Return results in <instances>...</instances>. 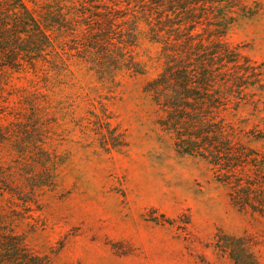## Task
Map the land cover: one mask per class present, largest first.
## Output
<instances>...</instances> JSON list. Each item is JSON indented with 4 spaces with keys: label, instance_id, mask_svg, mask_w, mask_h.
<instances>
[{
    "label": "trees",
    "instance_id": "1",
    "mask_svg": "<svg viewBox=\"0 0 264 264\" xmlns=\"http://www.w3.org/2000/svg\"><path fill=\"white\" fill-rule=\"evenodd\" d=\"M253 12L249 0H46L38 10L0 0V147L24 158L19 185L0 164V264H51L15 227L17 209L33 211L54 184L41 121L47 87L82 69L112 84L144 74L134 54L140 37L159 47L162 69L144 88L158 127L180 154L211 167L235 208L264 219V152L254 146H264V129L246 130L242 116L264 114V73L225 40ZM16 75H30L33 90L17 93ZM220 243L236 264H258L245 237Z\"/></svg>",
    "mask_w": 264,
    "mask_h": 264
},
{
    "label": "rangeland",
    "instance_id": "2",
    "mask_svg": "<svg viewBox=\"0 0 264 264\" xmlns=\"http://www.w3.org/2000/svg\"><path fill=\"white\" fill-rule=\"evenodd\" d=\"M24 1L38 10L46 0ZM249 5L254 16L239 20L225 40L264 73V0ZM134 54L144 74L112 84L82 69L47 87L41 121L56 161L54 184L33 211L17 209L16 231L51 264H236L221 246L227 237H245L264 264V219L235 208L211 167L180 154L156 124L144 88L162 69L159 47L140 37ZM19 77L17 93L32 91L31 76ZM242 116L250 119L246 130L264 129V114ZM254 146L264 152L262 143ZM22 159L0 147V164L18 185Z\"/></svg>",
    "mask_w": 264,
    "mask_h": 264
}]
</instances>
